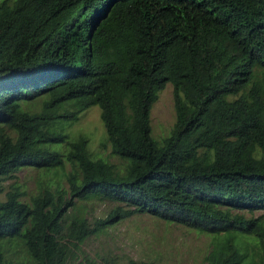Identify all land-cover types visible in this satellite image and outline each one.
<instances>
[{"label": "trees", "instance_id": "trees-1", "mask_svg": "<svg viewBox=\"0 0 264 264\" xmlns=\"http://www.w3.org/2000/svg\"><path fill=\"white\" fill-rule=\"evenodd\" d=\"M91 104L120 165L65 129ZM26 165L66 184H0V264H115L80 243L132 212L207 233L199 264H264V0H0V180Z\"/></svg>", "mask_w": 264, "mask_h": 264}, {"label": "rangeland", "instance_id": "rangeland-1", "mask_svg": "<svg viewBox=\"0 0 264 264\" xmlns=\"http://www.w3.org/2000/svg\"><path fill=\"white\" fill-rule=\"evenodd\" d=\"M171 88L169 81L164 82L151 103L149 119L154 137L164 134L173 121ZM98 111L96 104L89 105L65 129L71 136L84 134L91 153L120 165L122 160L110 151L104 139ZM57 180L66 184L60 170L42 171L41 168L26 165L2 177L0 184L3 190L11 183L17 185L22 190L21 197L27 198L38 191L45 181L53 186ZM76 203H79V212L89 219L102 217L112 206V202L97 196L77 199ZM101 230L89 234L80 243V248L95 260L104 255L113 258L115 264H126L129 258L141 261V264H199L203 262V255L209 247L207 233L148 212H132L103 226Z\"/></svg>", "mask_w": 264, "mask_h": 264}]
</instances>
